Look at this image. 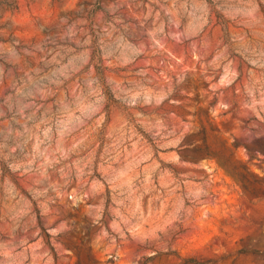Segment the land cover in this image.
<instances>
[{
	"label": "rangeland",
	"instance_id": "rangeland-1",
	"mask_svg": "<svg viewBox=\"0 0 264 264\" xmlns=\"http://www.w3.org/2000/svg\"><path fill=\"white\" fill-rule=\"evenodd\" d=\"M264 0H0V264H264Z\"/></svg>",
	"mask_w": 264,
	"mask_h": 264
},
{
	"label": "trees",
	"instance_id": "trees-1",
	"mask_svg": "<svg viewBox=\"0 0 264 264\" xmlns=\"http://www.w3.org/2000/svg\"><path fill=\"white\" fill-rule=\"evenodd\" d=\"M252 195L254 196V197H260V196H264V190H262V189H255L254 191H252ZM189 264H196L195 263V261H193V260H189V261H187Z\"/></svg>",
	"mask_w": 264,
	"mask_h": 264
}]
</instances>
